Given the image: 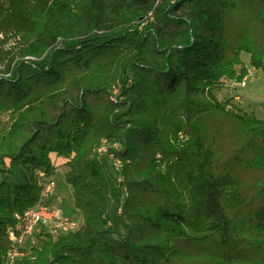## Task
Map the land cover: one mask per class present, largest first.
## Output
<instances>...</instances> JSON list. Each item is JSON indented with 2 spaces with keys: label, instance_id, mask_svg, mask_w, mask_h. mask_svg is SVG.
I'll use <instances>...</instances> for the list:
<instances>
[{
  "label": "trees",
  "instance_id": "trees-1",
  "mask_svg": "<svg viewBox=\"0 0 264 264\" xmlns=\"http://www.w3.org/2000/svg\"><path fill=\"white\" fill-rule=\"evenodd\" d=\"M243 53L264 0H0V264L52 155L82 224L13 264H264V119L219 99Z\"/></svg>",
  "mask_w": 264,
  "mask_h": 264
},
{
  "label": "rangeland",
  "instance_id": "rangeland-1",
  "mask_svg": "<svg viewBox=\"0 0 264 264\" xmlns=\"http://www.w3.org/2000/svg\"><path fill=\"white\" fill-rule=\"evenodd\" d=\"M11 41L6 48H10L13 43ZM251 57L247 53L242 54V61L244 65L249 69V75L244 80L246 81V86H224L219 99L222 101L229 100L230 98L247 113L254 114L259 119H264V67L261 69H254L251 66ZM4 76V75H2ZM7 77V76H5ZM243 81V82H244ZM236 97H239L237 100ZM9 116L7 114L2 115L1 120L5 124L8 121ZM100 152H105L103 148ZM52 161L54 165L58 168L54 176V184L56 187V193L62 196V202L59 205L63 206L64 213L66 216L71 218L77 224H82V214L74 209L73 199H72V189L66 187L65 185V174L68 171V167L65 165L66 159L52 155ZM58 188V190H57ZM32 246L31 239H26L24 243L25 248H30ZM22 257V256H21Z\"/></svg>",
  "mask_w": 264,
  "mask_h": 264
},
{
  "label": "built area",
  "instance_id": "built-area-1",
  "mask_svg": "<svg viewBox=\"0 0 264 264\" xmlns=\"http://www.w3.org/2000/svg\"><path fill=\"white\" fill-rule=\"evenodd\" d=\"M233 86L245 87L246 81L240 84L235 83ZM236 99L238 100L239 97ZM61 202L62 197L56 193L55 184H45L36 204L24 213L16 215V232L11 234L12 247L7 255L10 263L13 264L18 257L22 256L20 248L24 247L26 239H31L32 245L35 243L37 233L48 232L61 235L80 227V224L65 215L63 206L59 205Z\"/></svg>",
  "mask_w": 264,
  "mask_h": 264
}]
</instances>
